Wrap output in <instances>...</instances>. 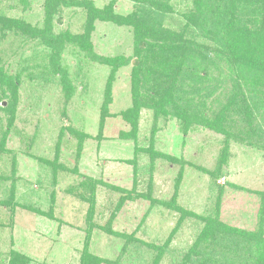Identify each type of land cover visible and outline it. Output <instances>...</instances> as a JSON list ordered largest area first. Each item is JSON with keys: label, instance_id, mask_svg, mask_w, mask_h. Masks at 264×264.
<instances>
[{"label": "rangeland", "instance_id": "rangeland-1", "mask_svg": "<svg viewBox=\"0 0 264 264\" xmlns=\"http://www.w3.org/2000/svg\"><path fill=\"white\" fill-rule=\"evenodd\" d=\"M110 1L58 0L48 20L46 0H0L4 17L47 25L64 42L49 54L20 29L0 30V264L14 252L25 264H80L85 247L101 264H187L205 222L253 230L264 209V137L254 131L264 111L250 124L228 114L224 132L155 114L167 82L135 67L133 25L94 20L86 47L67 37L90 29L83 4ZM112 1L121 16L135 8ZM161 1L163 25L178 31L194 0ZM136 69L150 76L143 87Z\"/></svg>", "mask_w": 264, "mask_h": 264}, {"label": "trees", "instance_id": "trees-1", "mask_svg": "<svg viewBox=\"0 0 264 264\" xmlns=\"http://www.w3.org/2000/svg\"><path fill=\"white\" fill-rule=\"evenodd\" d=\"M111 1L103 8L83 4L87 8L90 29L86 28L79 36V42L70 34L67 37L86 47L94 20L133 25L135 67L142 65L154 69L156 81L167 82L161 93L151 100L155 114L175 116L184 127L201 123L224 132L228 114H240L241 111L250 124L255 110L264 111V0H194L178 31L163 25L165 8L161 0H132L135 8L125 16L113 13ZM57 3L58 0H46L48 20ZM144 4L149 6L148 11H143ZM144 13L146 17L142 15ZM13 27L20 29L27 38L38 39L39 44L49 49V54L64 43L63 36L53 33L47 25L32 28L23 21L6 18L0 13L1 32ZM205 41L215 43L212 57L207 52ZM102 61L116 66L119 58L103 57ZM137 73L136 69L134 81L141 79L140 85L145 86L150 76L147 78L142 74L139 78ZM174 74L178 79L172 86ZM137 91L134 93L133 116L138 112L142 97ZM217 97L224 99L222 113H214L212 117ZM254 126V131L264 137V121ZM217 224L216 219L205 222L184 254L187 264H233L231 260L240 264H264V209L258 215L253 230L229 229L224 224L221 229ZM239 248L241 255L237 251ZM12 255L9 264H25L17 252ZM79 259L80 264L106 262L103 257L90 253L87 247ZM157 260L154 259L153 264Z\"/></svg>", "mask_w": 264, "mask_h": 264}]
</instances>
